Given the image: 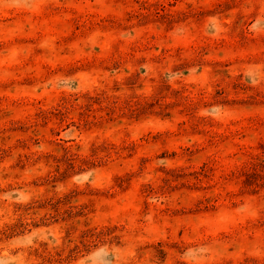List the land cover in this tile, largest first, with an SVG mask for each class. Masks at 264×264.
<instances>
[{"label": "rangeland", "instance_id": "1", "mask_svg": "<svg viewBox=\"0 0 264 264\" xmlns=\"http://www.w3.org/2000/svg\"><path fill=\"white\" fill-rule=\"evenodd\" d=\"M0 264H264V0H0Z\"/></svg>", "mask_w": 264, "mask_h": 264}]
</instances>
